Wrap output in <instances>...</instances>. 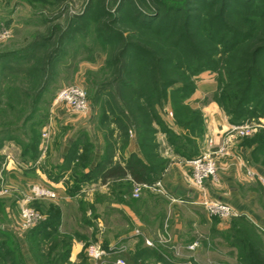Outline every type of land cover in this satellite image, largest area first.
I'll return each mask as SVG.
<instances>
[{"label": "trees", "instance_id": "16d2710c", "mask_svg": "<svg viewBox=\"0 0 264 264\" xmlns=\"http://www.w3.org/2000/svg\"><path fill=\"white\" fill-rule=\"evenodd\" d=\"M136 1L129 0L126 5V0H119L115 11L117 16L114 17L102 4H96L95 7L89 5L87 12L90 14L92 11L91 16L78 20L73 18L65 32V35H73L78 29L76 21L82 22L80 28L84 31L89 23L98 24L95 28L97 43L104 48L117 50V54L111 57L112 60H107V66L113 71L112 77L108 83L98 86V91L112 87L114 95L110 94L107 96L109 100H106L111 123L122 131L126 139L128 128H136L137 143L148 160V166L145 167L132 158L127 161L125 168L116 166L110 173V177L122 179L115 184V200L128 203L131 208L140 204L138 201L129 202L132 200V189L137 185L154 186L158 181L155 178L158 173L156 170L167 164L157 154L160 147L155 140L158 129H162L174 155L180 156L183 161L198 158L194 157L197 154L196 142L192 143L193 149H188L185 138L174 131L171 124L164 122L159 112L166 114L165 109L169 104L174 126L189 131L193 136H201L202 115L188 103L196 90L194 80L199 74L219 73L221 78L217 81L213 101L232 125L240 126L264 118V0ZM119 23L130 26L127 36L122 37L121 31L115 29ZM145 37H153L156 41L151 43ZM18 54L0 55L2 81L9 80L6 72L15 71V66H12L13 63L9 64V60L22 59ZM52 55L54 53H48L43 77L37 75L38 72L41 73V65L39 68L38 65L28 68L18 66L16 70L17 75H24L33 94L25 88H11L5 94L7 104L4 102V106H7L9 112H13L16 105L22 108L25 105L22 101H29L28 106L31 107L24 114L22 125H28L32 137L24 144L16 134L18 128L1 121L0 150L5 143L15 142L22 149L20 163L28 167L40 154L41 139L40 136L37 139V129L43 124L33 120V117L46 89L48 74L51 73L47 70L52 68ZM1 93L0 90V96ZM7 108H0V112ZM4 115L3 112L1 116L4 118ZM103 119L109 122L108 116L104 115ZM32 120L35 122L32 123ZM245 144L255 146L254 159L258 161L260 153L264 151V133L245 140ZM90 151V147L86 148L83 154L77 156L74 150L67 157H73V166H70L68 159L61 167H54L57 172L72 167L67 186V196L70 199H76L81 193L82 185L90 182L91 171L85 174L82 172L87 166ZM128 173L131 181L125 179ZM60 177L57 175L54 180L58 181ZM42 205L44 207L39 209L46 214V218L27 232V243L52 242L54 246L51 251L60 249L59 261L70 264L71 239L60 232L61 211L53 204ZM87 207L91 214L95 213L92 203L87 204ZM84 211L83 207L82 215L86 216ZM7 234L8 232L0 229L1 241L9 238ZM5 248V245L0 244V263L6 256H12L13 251ZM123 258L126 264L163 262L160 250L146 249L141 245L135 255H124ZM157 258L159 261L154 262Z\"/></svg>", "mask_w": 264, "mask_h": 264}, {"label": "rangeland", "instance_id": "374dc122", "mask_svg": "<svg viewBox=\"0 0 264 264\" xmlns=\"http://www.w3.org/2000/svg\"><path fill=\"white\" fill-rule=\"evenodd\" d=\"M128 2L129 0H126L125 4L128 5ZM118 3L119 0H0V55L19 53L18 55L22 56V59H8L9 64L13 63L12 66H15V71L11 73L6 72L9 80L6 79L5 82L0 78V90L2 91L0 108H7V106H4V102L7 104L5 94L11 88L17 90L25 88L31 94L34 92L32 89H29L24 75L16 74L18 66L28 68L32 66L37 67L38 65L39 68L41 65V73L38 72L37 75L38 77H43L42 74L45 72L48 53L49 55L54 53L52 55V68L47 70V72L51 73L48 74V80L45 79L47 80L46 89L42 94L33 117V120L43 124L37 129V139L39 136L41 139L39 157L42 152L44 154L46 146L52 140L53 130L51 129V125L53 126L59 113L66 112L64 108L54 106V100L61 89L72 86H78L85 90L90 105V111L87 116H80L81 121H92L94 125L93 131L102 133L106 141L115 140V142L122 145L126 143L124 134L114 123H111L112 118L109 117L107 112L110 109L107 106L106 100H109L107 96L113 94L112 87L109 86L103 91H98V86L108 83L112 77L113 71L109 65L107 66V60H112L111 57L117 54V50H111L109 47L104 48L97 43L95 40V28H97L98 24L95 23H89L90 25L84 31L83 28H80L81 21H76L77 31L73 35H65L67 25L73 18L78 20L82 17L91 16L93 12L91 11L90 14L87 12V9L90 7L89 5L95 7L96 4H102L111 13L110 15L114 17L117 16L115 11ZM128 27L130 26H122L119 23L115 26V29L121 31L122 37H125L129 33ZM145 38L151 43L156 41L153 37ZM220 78L218 72L201 73L194 80L196 89L198 83L210 80L214 81L217 85V81ZM96 92H98L97 95H95ZM213 96L214 94L206 97L208 98L206 100H199L197 105L203 106L205 102H210V97H212V102L214 103ZM26 101H22L25 102L22 108L16 105L17 107H15L13 112H9L8 108L0 112V118L2 117L0 124L6 122L9 123L8 125L13 124V128H18L16 134L24 144L32 137L28 131V125H22V118L31 107V105L30 107L28 106L29 101L27 103ZM170 108L168 104L165 109L166 114L160 111V116L164 122L171 124L174 131L185 138L188 149H193L194 146L192 143L196 142L198 149L194 157H200L208 153L213 154V156L217 153H224V148H226L224 147L225 144L219 142L209 152L200 154L199 149L202 148L203 139L206 135L204 119L203 134L201 136H193L189 131L186 132L174 126L172 110ZM219 111L224 114L220 109ZM3 112L5 113L4 118L1 116ZM104 115L108 116L109 122L103 119ZM77 117L79 115L70 114L68 118L75 120ZM33 120L31 121L32 123L35 122ZM227 121L233 129L245 125L257 127V130L249 136L237 137L244 139L241 143L254 137L258 133H264V118L252 120L240 126L232 125L229 118ZM161 130L158 129L157 136L155 137L156 141L159 140V135L164 136ZM232 130L230 133L234 134ZM45 133H49L48 139L43 138V134ZM135 133L136 128L130 127L128 128L127 137L136 136L137 134L135 135ZM159 144L161 151H165L169 147L165 137L163 140H159ZM119 147L120 149L123 148L120 145ZM119 147L115 148L119 150ZM214 148H216V152H212ZM222 149L223 151L221 152ZM21 152L22 149L15 142L5 143L0 150V229L8 232L7 235L9 236V238H5L2 241L0 238V244L5 245L6 250L13 251L12 256H6L0 264H19V262H24V264H67L62 260L59 261V248L54 252L53 250L51 251V248L54 246L52 242H40L41 244L34 242L27 243L26 234L31 228L26 227L25 224L27 222L23 218L22 213L26 209L33 210L41 216L42 220L36 224L38 225L46 218V214L42 213L39 209L41 206L42 208L44 207L42 204H53L60 209V232L71 239L70 249L74 243L82 245L78 262L74 264L92 263L87 253L89 247L94 246L103 251H107L111 245L110 243L127 234L129 231L127 224L129 222L123 212L114 211L110 219L107 217V204L129 206L128 203L116 201L113 194H110L109 197L103 200L106 206L103 214L105 215L103 223H109L113 228L110 229V234L102 235L100 240L96 239L95 231H92L95 213L91 214L87 207V204L90 205L91 203L83 201V197L61 203L58 200L59 198L53 201L43 199L32 200L31 197L33 195L31 191L34 184L28 186L22 182H17L18 180L12 175L13 172L20 171V167L22 168V163H20L22 157ZM262 152L259 155L260 159L258 161L260 160L264 164V151ZM172 157L183 160V158L177 155ZM45 161L51 165V161H54V159L49 157ZM185 161L186 163L190 162L188 159ZM22 165L24 168L27 167L25 164ZM46 166L48 165L46 164ZM41 168L43 169V167ZM256 182L259 185H255L254 190L258 193L256 200L259 203H256L255 213L260 218L259 220L258 217L256 220L254 216H248L249 218L246 216L242 217V215H238L233 209L237 215L224 219L211 215L207 206L202 204V202L198 205L178 203L176 205L179 208L178 210L184 223L183 239L181 238L178 243H174L173 239H171L172 235L169 233L171 212L167 211L164 217V232L157 236V242H151V246H148L146 242L144 243L145 248H156L160 250L163 262L159 261L158 258L156 261L154 259H151V261H159L158 264H264V225L259 224L261 223L260 221L264 222V181L258 180ZM37 185L44 186L39 183ZM143 189L136 193L134 187L131 198L135 200L140 199ZM161 195L159 197H163V201L166 203L167 200L165 201L164 196ZM83 202H86L85 205L82 204ZM83 207L85 208L84 213L86 216L82 215ZM158 208L160 209V207H156L155 205L152 215L158 214L160 216V210ZM85 219L87 221H84ZM34 244H38V246ZM194 244L196 245L192 248L191 246ZM116 245L117 247L123 246L127 249L125 244L117 243ZM137 245L139 246V243ZM123 254L109 255L107 260L112 257L116 258V260L122 259L125 262V258H121Z\"/></svg>", "mask_w": 264, "mask_h": 264}, {"label": "crops", "instance_id": "0c3cea01", "mask_svg": "<svg viewBox=\"0 0 264 264\" xmlns=\"http://www.w3.org/2000/svg\"><path fill=\"white\" fill-rule=\"evenodd\" d=\"M215 90L214 81L200 82L188 103L193 110L200 111L205 123L206 135L203 139L202 148L199 147L200 154L209 152L219 142L225 144L224 153H217L214 156L217 168L216 177L204 181L205 194L202 195V192L195 188L191 182V168L188 163L182 159L173 158V151L169 147L165 151H161L160 148L157 154L162 160L167 161L163 168L156 170L158 173L155 175L162 193L144 188L140 199L129 200V202L138 201L140 203L134 208L127 205L107 204L108 219L114 214V211H118L123 212L129 222L127 234L110 243L111 245L108 247V249L115 247L117 243L125 244L127 249L125 248L121 258L124 255H135L138 251V243L139 246L143 244L142 247L145 248L144 243L146 241L157 242V236L164 232V217L167 211L171 212L169 231L172 235L171 239L174 243H178L184 234V223L176 205L178 203L198 205L206 199L227 205L240 216L247 218L254 216L257 220L258 216L255 209L256 203L259 202L256 200L258 193L254 187L259 185L256 181H264V164L260 160L255 161L254 145H246L245 141L241 143L244 139L237 138L230 133L233 128L228 124V118L212 102V97L209 98L210 102H205V105H197L199 100L208 99L206 97L213 95ZM69 115L68 112H61L56 117L53 126L51 125L52 140L46 146L44 154L42 152L41 156L29 167L24 168L21 164L20 171H15L12 175L18 180L17 182H22L28 186L39 183L54 190L60 203L70 201L71 199L67 196V186L70 183L72 167L60 172L54 170V167H61L68 159H70V166H73L71 159L73 157L67 159L68 155L76 150L78 156L90 147L87 166L82 169L84 174L91 171L90 182L82 185L81 193L77 198L83 197V201L93 204L95 219L93 220L92 231H95L96 239L100 240L102 235L110 234V229L113 228L109 223H103L105 220L103 214L106 208L103 200L113 194L115 184L122 180L110 177L112 169L116 166L125 168L127 161L132 158L135 159L134 161H138L140 166L147 167L148 160L143 156L136 136L127 137L126 143L123 145L115 142V140L106 141L102 133L93 131L92 121L82 122L80 116L75 120L69 119ZM159 136L160 141L164 139V136ZM119 145L123 148L120 149ZM115 147H119V150ZM216 151L214 148L212 152ZM49 157L54 159L51 161V165L45 161ZM249 172L254 174L253 178L247 175ZM57 175L61 177L55 181ZM125 179L131 181L129 173ZM158 194L164 196V200H167L166 203L163 201V197H159ZM155 205L160 207V209L158 208L160 216L158 214L152 215ZM260 222L262 223H259L260 225H264V222ZM81 251V244L74 243L72 245L69 255L70 263L78 262ZM115 260L116 258H109V264H113ZM89 264L92 263L89 262Z\"/></svg>", "mask_w": 264, "mask_h": 264}, {"label": "built area", "instance_id": "2783aa9c", "mask_svg": "<svg viewBox=\"0 0 264 264\" xmlns=\"http://www.w3.org/2000/svg\"><path fill=\"white\" fill-rule=\"evenodd\" d=\"M54 106L64 108L66 112L79 116H87L90 111V105L88 103L87 94L83 88L78 86H72L61 89L54 100ZM256 130V126L245 125L242 127H235L232 131L234 132V136L236 137H247ZM48 137L49 133L43 134L44 139H48ZM222 151L223 149L221 150V152ZM188 165L191 168L190 176L193 186L199 189L202 192V195H204V181L207 179H214L216 176V164L213 154L208 153L206 155L200 156L188 162ZM247 175L251 178L254 177V174L250 172ZM142 188H150L159 193H162L159 183L151 187L137 185L135 186V192L138 193ZM31 193L33 195V197H31L32 200L43 199L53 201L58 198L54 190L37 184H34L32 186ZM202 204L207 206V209L211 215L218 216L220 218H231L237 215L231 208H229V206H226L221 203H212L208 200H203ZM22 216L27 222L25 224L27 228H32L39 221L42 220L41 216H39L33 210L29 209L24 210ZM146 244L148 246H151V241H146ZM195 245L196 244L191 247L194 248ZM124 252L125 248L123 246H115L108 249L107 251H103L100 248L94 246H91L87 249L88 256L92 260L93 264H109L107 260L109 255H118ZM113 264H125V262L122 259H117L114 261Z\"/></svg>", "mask_w": 264, "mask_h": 264}]
</instances>
